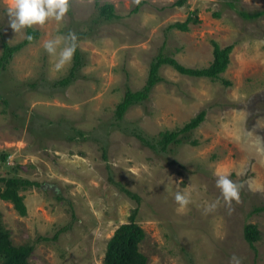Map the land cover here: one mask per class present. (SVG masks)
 Returning <instances> with one entry per match:
<instances>
[{
  "label": "rangeland",
  "instance_id": "1",
  "mask_svg": "<svg viewBox=\"0 0 264 264\" xmlns=\"http://www.w3.org/2000/svg\"><path fill=\"white\" fill-rule=\"evenodd\" d=\"M177 1L146 0L134 11V0H70L61 21L15 33L0 0V57L5 41L16 45L30 29L39 31L0 68V94L8 100L0 102V178L42 184L21 191L22 215L1 197L0 182L6 229L15 244H35L30 264H105L109 240L136 208L148 264H230L233 254L264 264V209L256 210L264 207V14L243 15L264 10V0ZM98 2L114 4L118 17L101 19ZM189 17L198 21L188 31L170 28ZM69 33L83 63L63 86L75 53L57 71L58 57L43 43ZM214 41L235 45L222 74L230 85L164 65L149 100L116 118L127 90L146 86L158 54L204 68L214 60ZM204 110L202 125L165 153L139 137L156 141ZM218 173L241 185L238 201L225 203ZM177 191L190 194L189 205L176 203ZM249 224L260 230L254 246Z\"/></svg>",
  "mask_w": 264,
  "mask_h": 264
},
{
  "label": "trees",
  "instance_id": "2",
  "mask_svg": "<svg viewBox=\"0 0 264 264\" xmlns=\"http://www.w3.org/2000/svg\"><path fill=\"white\" fill-rule=\"evenodd\" d=\"M187 0H178L177 4H184ZM146 3V0H140L134 11L139 9ZM99 5V2H98ZM100 18L105 20H112L118 17L116 8L112 3H104L99 5ZM264 14V10L259 11L255 14H249L243 12L248 18H253L258 15ZM198 21V18L189 17L185 22H177L172 24L170 28H178L180 30H189V23L192 21ZM29 35L34 39L39 35L38 30L30 29ZM30 41L25 39L19 44L12 45L7 41L4 42V52L0 57V68L7 69L8 64L11 62L15 53L26 46ZM214 60L208 67L204 68H192L181 64L174 56L165 55L163 53L158 54L151 63L150 74L146 86L138 91L128 89L125 93L123 100L118 105L116 110L118 120H122L125 117V113L133 106L138 104H144L149 100L152 91L156 85L164 80L161 76L160 69L164 65H171L181 74H185L192 77H206L213 81H221L225 84L230 85V81L223 78L222 74L225 73L230 64V55L234 50L235 45L231 44L226 47H222L218 42L214 41ZM74 65L71 69L70 75L63 80L59 81L60 85H69L73 80L76 79L78 71L80 70L83 60L82 51L77 44L75 51ZM0 102L7 103L8 100L2 94H0ZM207 111L200 112L196 117L191 119L183 128L176 130H167L161 133V138L158 140H150L145 136L139 135L143 143L147 146H151L157 153H165L169 151V147L178 145L182 142L187 141V133L192 132L202 125L205 121ZM183 135V137L181 136ZM156 142V143H155ZM7 153L3 154L2 160L7 161ZM0 182L4 185V189L1 192V197L5 200L12 201L16 208L22 215L27 214V206L24 201V195L21 194L22 190H26L32 186H41L40 182L30 180L28 178L18 176H6L0 178ZM129 194L141 202V198L138 195ZM264 207H258L257 211H262ZM136 208L133 214L130 216L128 223L122 224L114 236L109 240L107 245V251L105 256V264H148V256L142 252L140 244L146 236L145 230L137 223V212ZM246 239L254 246L257 240L260 238V230L255 224H249L245 228ZM35 250V244L26 243L17 245L14 243L11 233L6 229L2 216L0 213V264H30V257Z\"/></svg>",
  "mask_w": 264,
  "mask_h": 264
},
{
  "label": "clouds",
  "instance_id": "3",
  "mask_svg": "<svg viewBox=\"0 0 264 264\" xmlns=\"http://www.w3.org/2000/svg\"><path fill=\"white\" fill-rule=\"evenodd\" d=\"M134 2L139 3V0H134ZM4 3L8 25L15 33L23 32L35 25H44L51 20L59 22L70 8V0H4ZM32 38L31 35L27 36L28 40ZM76 41V35L69 33L68 35H56L43 43V48L48 54L58 57L55 63L57 71L72 61L77 48ZM216 187L220 190L225 203L231 204L233 200H239L241 185L230 179L229 173L217 174ZM174 199L181 208L191 202L190 194L182 191H177ZM216 206V203H212L208 205L207 210L211 211ZM230 264H244L243 258L233 254L230 257Z\"/></svg>",
  "mask_w": 264,
  "mask_h": 264
}]
</instances>
